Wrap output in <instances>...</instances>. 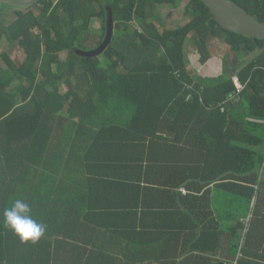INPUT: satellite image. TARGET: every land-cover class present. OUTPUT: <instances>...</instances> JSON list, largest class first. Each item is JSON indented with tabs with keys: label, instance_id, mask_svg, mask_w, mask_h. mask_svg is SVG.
<instances>
[{
	"label": "trees",
	"instance_id": "trees-1",
	"mask_svg": "<svg viewBox=\"0 0 264 264\" xmlns=\"http://www.w3.org/2000/svg\"><path fill=\"white\" fill-rule=\"evenodd\" d=\"M183 1L40 0L0 18L1 264H264V39L201 0L168 27L157 9ZM230 1L264 22V0ZM108 9V46L76 53L101 44ZM138 151L146 174H119ZM18 198L45 225L36 243L3 224Z\"/></svg>",
	"mask_w": 264,
	"mask_h": 264
},
{
	"label": "water",
	"instance_id": "water-1",
	"mask_svg": "<svg viewBox=\"0 0 264 264\" xmlns=\"http://www.w3.org/2000/svg\"><path fill=\"white\" fill-rule=\"evenodd\" d=\"M40 0H0L10 6H29ZM211 10L216 22L225 30L247 37L264 39V22L257 21L244 8L230 0H201ZM106 32L101 44L94 49H76V53L84 56H97L102 53L111 41L114 21L112 12L106 13Z\"/></svg>",
	"mask_w": 264,
	"mask_h": 264
},
{
	"label": "clouds",
	"instance_id": "clouds-1",
	"mask_svg": "<svg viewBox=\"0 0 264 264\" xmlns=\"http://www.w3.org/2000/svg\"><path fill=\"white\" fill-rule=\"evenodd\" d=\"M30 211V206L23 199H15L2 213L3 224L21 241L36 243L44 235L45 225L36 222Z\"/></svg>",
	"mask_w": 264,
	"mask_h": 264
},
{
	"label": "rangeland",
	"instance_id": "rangeland-1",
	"mask_svg": "<svg viewBox=\"0 0 264 264\" xmlns=\"http://www.w3.org/2000/svg\"><path fill=\"white\" fill-rule=\"evenodd\" d=\"M186 2V0L185 1H183L182 2V4L177 8V9H175L174 10V14H173V20L171 21V19H169L168 17H167V13L169 12V11H171L172 9H170V6H168V5H163V6H161V7H159V9H157V10H159V14L163 17V18H165L166 19V17L170 20L168 23H167V26L168 27H177V26H179V25H182L184 22H185V19H183V18H179L180 16H181V12H182V5L184 4ZM16 8H14V7H12V6H9L8 4H5V3H2V2H0V10H1V12H2V16H0V18H5V19H9V18H11V15H13V10H15ZM176 15H177V17H176ZM167 19V20H168ZM99 25H100V19H97V20H95L94 21V28H99ZM91 44L92 45H95V42L93 41V42H91ZM7 43H6V41L5 40H3L1 43H0V51L1 50H3V49H6V47H7ZM87 47V46H86ZM89 48V47H88ZM11 49H9V52H11L10 51ZM67 55V51H64V52H62L61 53V56H62V58L63 57H65ZM11 56L12 57H14L15 59H18V60H22L23 58H24V54H23V51L22 50H19V51H17V52H13L12 54H11ZM5 67V63H4V61L2 60V58H1V56H0V69L1 68H4ZM66 87L64 86V89H65Z\"/></svg>",
	"mask_w": 264,
	"mask_h": 264
},
{
	"label": "crops",
	"instance_id": "crops-1",
	"mask_svg": "<svg viewBox=\"0 0 264 264\" xmlns=\"http://www.w3.org/2000/svg\"><path fill=\"white\" fill-rule=\"evenodd\" d=\"M176 17H177V15H176ZM161 18H162V16H161ZM168 18L167 17H166V19L164 18L166 23H168L170 21L169 19H171V21L173 20V18H169V19ZM179 18H182V14H181V16ZM189 50H191V47L189 48ZM211 51H212L214 56L216 55V56H219L221 58H224L225 63H226V67L231 66L234 55L232 53H227L226 52L225 47L223 46L221 41L217 40V43L212 45V50ZM233 79H234V81L236 83V86H238V84L240 83L238 78L236 76H233ZM78 144H84V143H83L82 140H78ZM141 153H142V151L135 152L134 155H131V157H133L134 159H141L143 161V163H144L142 168H139V169H137L134 172L130 171V170H122V171L119 172V174H131L132 176H134V179L136 177H138V175H133V174H146V172H145L146 163L145 162H147L148 158H147L146 154H144V153L141 154ZM166 156L167 155L162 154L160 152L159 155H154L152 157L155 160H164ZM128 157H130V156H128ZM101 171H102V169H101ZM96 174H103V173L96 172ZM111 174H117V173L111 171ZM160 174L162 176L163 173H160ZM180 192H181V194H185L186 189L184 187H180ZM1 263H2V261H0V264ZM153 264H157V263H153Z\"/></svg>",
	"mask_w": 264,
	"mask_h": 264
}]
</instances>
